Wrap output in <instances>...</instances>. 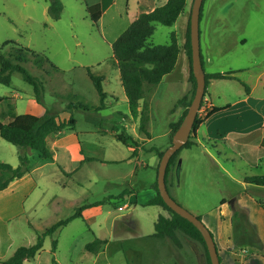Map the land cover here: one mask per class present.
<instances>
[{
    "label": "rangeland",
    "instance_id": "obj_1",
    "mask_svg": "<svg viewBox=\"0 0 264 264\" xmlns=\"http://www.w3.org/2000/svg\"><path fill=\"white\" fill-rule=\"evenodd\" d=\"M58 1L62 12L54 21L48 15L50 0H0V59L12 60L16 45L28 50L21 66L44 87L41 106L33 88L13 73L10 87L0 84V122L8 123L12 114L42 116L46 110L57 113L61 122L69 116L75 120L73 131L54 135L58 136L55 145L47 140L52 160L44 161L39 153L27 150L29 173L0 192V259L10 258L21 246L35 244L49 226L71 216L77 203L101 202L100 207L84 212L83 218L46 236L41 251L23 264H53L52 260L57 264H197L193 248L199 252L201 247L187 236L178 235L179 248L168 239L152 237L156 216L163 213L157 206H144L150 195L155 196L149 187L159 164L153 149L168 148L163 134L172 120L170 110L188 90L187 80L176 70L172 83L164 81L167 75L155 88L145 85L144 101L138 113L131 115L119 71L111 63L112 44L146 8L159 7L162 0H104L106 11L97 25L90 22L86 6L99 0ZM186 3L184 13L193 0ZM223 16L230 21L220 20ZM182 25V17L172 27L156 24L149 44H169L174 33L180 46ZM217 28L238 42L232 43L230 54L212 44ZM199 32L203 58L214 55L204 73L233 70L239 72V82L210 84L205 99L210 96L219 108L232 104L199 133L213 140L216 148L201 145L197 147L206 152L181 150L167 178L171 198L196 217L217 207L220 194L229 198V194L249 191L264 203V189L244 184L245 178H264V151L243 148V140H238L249 135L261 118L237 104L245 96L243 83L258 101L256 110L264 115V0H204ZM182 59L180 56L179 61ZM223 65L227 69L219 68ZM88 72L103 79V103ZM141 124L151 135L150 141ZM207 127L212 129L206 132ZM124 131L139 145L135 154L114 137ZM217 133L225 144L216 139ZM79 149L84 158L94 160L80 165ZM22 153L0 138V163L15 168ZM96 239L107 240V246L91 254L85 246ZM53 240L57 246L52 254Z\"/></svg>",
    "mask_w": 264,
    "mask_h": 264
},
{
    "label": "trees",
    "instance_id": "obj_2",
    "mask_svg": "<svg viewBox=\"0 0 264 264\" xmlns=\"http://www.w3.org/2000/svg\"><path fill=\"white\" fill-rule=\"evenodd\" d=\"M204 2V1H203ZM187 6L186 0H167L162 6L154 8L149 13L140 14L132 24L117 38L112 44V59L111 63L115 65L119 71V77L121 86L124 94L127 98V104L131 115L138 113L140 102L144 101L145 96V85L151 88L158 86L163 78L171 74L176 66L178 55L180 52L179 45L174 33L170 35V43L166 45H151L149 39L152 37L155 25L160 24L164 27H172L181 14L185 11ZM203 6V4H202ZM202 11V7H201ZM62 12L61 4L58 0H50L48 7V15L54 21L58 20ZM86 13L90 19V22L97 25L102 16V9L99 3L86 6ZM201 18V13H200ZM7 46V45H5ZM10 59H0V84L6 87L11 85V76L13 73L21 75L24 82L33 88V96L38 105L44 106L43 96L44 87L42 84L21 66L22 63L26 62L27 54H30L28 50L19 49L16 45ZM14 50V49H13ZM186 57L189 63V75L188 82L190 84V92L179 99L170 110L173 113L177 108L183 109L182 115L179 119L170 123L169 133L167 135L168 147L171 145V140L174 133L179 128L183 121L187 109L191 104L194 96L196 82L192 74L191 68V44H190V20L187 26V46H186ZM31 57L38 59L39 56L31 54ZM48 64L49 61L45 59ZM239 72L228 71L224 73L205 74V94L207 93V86L211 80H224V81H237L236 74ZM88 76L93 86L95 87L101 103L106 99V94L102 88V78L94 77L88 72ZM244 87L245 94L248 95L249 88L241 83ZM205 96L203 97L201 107L204 103ZM3 99H0V103ZM200 107V108H201ZM229 106L218 108L211 107L205 111L204 115L197 114L193 125L194 135L189 138L179 151H177L170 159L166 174L165 183L167 186L168 175L171 168L175 166V162L179 152L183 149H191L195 146H205L215 149L212 145L213 140H203L201 143L197 142L196 131L204 124L209 118L227 110ZM200 111V109H199ZM12 120L8 123L3 124L0 122V138L5 142L20 148L23 153L18 156L19 165L12 167L9 164L0 163V192L7 189V187L15 181L22 179L27 173H29L30 160L26 154L27 150L35 151L39 153L40 158L44 161L52 160L51 152L47 146V138L52 134L63 133L64 131H73L75 126V120L72 116H69L67 121H60L57 113L46 110L42 116L34 115H19L12 114ZM143 120V117H141ZM141 131L146 135L143 124L140 125ZM117 142L121 143L128 148H132L134 153L137 151L139 146L137 141L133 140L125 131L115 134ZM158 160L161 159L164 151L160 149H153ZM94 159L83 158L82 162L90 161ZM158 168V167H157ZM156 168V177H157ZM245 185L253 186L256 190L264 189V178L263 177H250L245 178ZM155 196L148 200L144 206H157L160 207L166 215H159L156 222L154 223L153 238L156 239H168L176 247H180L178 235L183 234L189 239L193 240L202 248L204 254L205 264H210L209 256L199 231L187 220L181 218L174 212H172L163 202L159 196L157 189L156 179L152 186ZM250 196L252 194L246 191ZM119 198H122L119 197ZM256 204L264 210V203L255 198ZM224 201H222V204ZM102 205L101 202L93 204H79L77 203L75 210L71 216L64 220H60L57 223L49 226L44 233L38 236L36 243L31 246H21L15 250L13 255L8 258L1 260L0 264H23L26 261L34 259L35 256L41 251L43 247V240L46 236H53V234L61 227L66 226L68 223L75 219L83 218V212L92 208H97ZM233 219L239 224L247 222L246 216L243 211L233 210ZM200 221L201 218L197 217ZM212 235V234H211ZM106 240L96 239L92 243L85 246V250L91 254H98L104 246H106ZM57 241H52V254L55 252ZM258 246V245H257ZM220 261V259H219ZM53 264H57L52 260Z\"/></svg>",
    "mask_w": 264,
    "mask_h": 264
},
{
    "label": "crops",
    "instance_id": "obj_3",
    "mask_svg": "<svg viewBox=\"0 0 264 264\" xmlns=\"http://www.w3.org/2000/svg\"><path fill=\"white\" fill-rule=\"evenodd\" d=\"M103 1L104 0H99V1H96L93 3V4L99 3L101 5V9H102L101 19L104 16V13L106 11L104 8V5H103ZM142 1L146 2L145 0H142ZM166 1L167 0H162V2H159L160 3L159 5H161V6L164 5L166 3ZM93 4H91V5H93ZM155 5H157V4H155ZM191 7H192V5L190 6V10H188L186 13H184L186 11V9L188 8V6H186L185 11L180 16L183 18L182 39H181L180 46H179L180 52H179L177 63H176V66H175L173 72L178 70L179 74L183 76V79L187 80L188 90L179 99H181L185 95H188L190 92L189 91L190 87H189V82H188L189 63H188V59H187L185 53H186V46H187V26H188V22L190 20ZM154 8H155V6L153 4L149 8H146L144 13H149ZM220 20H224L225 23L226 22L228 23V21H230V20H228L227 16H225V17L223 16L222 19H220ZM214 32H215L214 33L215 35L212 39V44L214 45V47L216 49H219V50L224 49L223 54H226V55L230 54V49H231L232 43H233V45H236V44H238V42L235 40H233V42H232L230 35H227V34L222 35L220 30H218V28L215 29ZM200 37H201V33L199 32V43H200ZM242 43H244V41H242ZM200 55H201V62H202V68L203 69L205 68L206 65L210 66L213 64L214 58L212 56H214V55L208 54L206 59L203 58L202 52H200ZM219 55H222V54L221 53L217 54V56H219ZM180 56H182V58H183L181 61H179ZM215 58H216V55H215ZM219 68L220 69H227L225 65H223ZM218 71H220V72H213V73H206L205 72L204 74L224 73L227 70H218ZM231 71H233V70H231ZM172 73L169 74L167 79L164 81H167L168 83H172L170 81V79L172 78V76H171ZM216 81H218V80L209 81L207 89H209V86L211 83L216 82ZM221 82L230 83L232 81L222 80ZM210 94H211V92H210ZM151 98H152V96H151ZM255 100L256 99H253L251 97V91H250L248 95L245 94V96L242 99L237 101L238 102L237 104L240 103L241 105L245 106V108L251 109L252 112L256 113L261 118V120H259L257 118L258 121L256 122L255 126L253 127V129L251 130L249 135L239 137L238 140H243V144L241 145L243 148L244 147L245 148H254L255 150L258 149L259 151L262 149L264 151V115H260L259 112L256 110L255 107H258L259 104L257 103L258 101H255ZM150 101H151V99H150ZM140 103H142V102H140ZM203 104L204 105H203L201 111H199V113H198L201 116L205 114L206 110L210 109L211 107H215L211 103L210 96H208V98H206L204 100ZM226 106H229V108L227 109V110H229V109H231L232 104H226L225 106H222V107H226ZM222 107H220V108H222ZM227 110H225V111H227ZM182 113H183V109L177 108L173 113L170 114V116L172 117L171 118L172 120L168 123V128H167L166 132L163 134L164 138L165 137L167 138V135L169 133L170 123L176 122L179 119V117L182 115ZM220 113H218V114H220ZM218 114H215L214 116L209 118L204 124H202L198 128V130L196 131L198 143H201L203 140H206L204 138L203 134H200V136H199V133L202 130V128L204 126H207L209 124V122L214 120ZM148 117H149V113H148ZM211 129H212V127L211 128L207 127L205 129V131L208 132ZM61 134L58 133L55 135L60 136ZM148 135H150V134L148 133ZM58 136H54V134H52V135L48 136L47 140L52 139V143L55 145ZM216 136H217L216 139H219V141H221L225 144L224 139H223L221 134L217 133ZM251 137H252V139H251ZM246 138H248V140H246ZM53 139H55V140H53ZM147 139L150 141L151 135H150V138L147 137ZM192 148L196 149V150L199 149V150H201V152H203V151L206 152V149H203L202 147L195 146ZM138 149H137V151H138ZM189 150H192V149H189ZM79 153H80V159H81L83 157V149H79ZM52 158H53V156H52ZM82 160H81V162H82ZM81 162H80V165H81ZM212 164L218 167L217 161L216 162L212 161ZM30 168H29V170H30ZM22 179H20V180H22ZM20 180H18V181H20ZM12 183H14V182H12ZM149 187L152 188V185L150 184ZM149 197L150 198L148 200L152 199L154 196L150 195ZM228 197L229 198H226L225 194H220L219 198H218L219 205L217 207H212V208L208 209L207 212L202 213L199 216L201 218L202 223H204L206 228H208V230L212 234L216 249L218 251L220 264H264V210L261 209L256 204L255 199L253 197L249 196L245 192L239 193L235 196L229 194ZM222 201H224L223 204H222ZM124 207H126V205H124ZM234 209L243 211L245 216H246L247 222H245L242 225L239 224V222H235V220L233 219V212H234L233 210ZM86 211H88V210H85L84 212H86ZM161 211H162L163 215L165 216L166 215L165 212L162 209H161ZM158 216H159V214L156 216V219L158 218ZM106 246H104V247H106ZM193 252L196 255L197 264H205L204 254H203L202 248H200L199 252L195 248H193Z\"/></svg>",
    "mask_w": 264,
    "mask_h": 264
},
{
    "label": "water",
    "instance_id": "obj_4",
    "mask_svg": "<svg viewBox=\"0 0 264 264\" xmlns=\"http://www.w3.org/2000/svg\"><path fill=\"white\" fill-rule=\"evenodd\" d=\"M203 1L193 0L190 15L191 68L196 82L194 96L183 121L172 137L171 145L164 151L159 160L156 182L159 196L164 204L172 212L187 220L199 231L204 241L210 264H220L218 251L210 231L202 221L182 208L171 198L165 183L166 169L171 157L194 135L193 125L199 113L203 97L205 96V74L202 68L199 43V21Z\"/></svg>",
    "mask_w": 264,
    "mask_h": 264
},
{
    "label": "built area",
    "instance_id": "obj_5",
    "mask_svg": "<svg viewBox=\"0 0 264 264\" xmlns=\"http://www.w3.org/2000/svg\"><path fill=\"white\" fill-rule=\"evenodd\" d=\"M203 105H204V104H203ZM203 105H202V107H203ZM202 107L200 108V111H201Z\"/></svg>",
    "mask_w": 264,
    "mask_h": 264
}]
</instances>
